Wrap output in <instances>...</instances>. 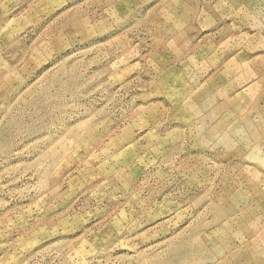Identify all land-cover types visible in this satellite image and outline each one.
<instances>
[{
	"label": "rangeland",
	"instance_id": "obj_1",
	"mask_svg": "<svg viewBox=\"0 0 264 264\" xmlns=\"http://www.w3.org/2000/svg\"><path fill=\"white\" fill-rule=\"evenodd\" d=\"M0 264H264V0H0Z\"/></svg>",
	"mask_w": 264,
	"mask_h": 264
}]
</instances>
